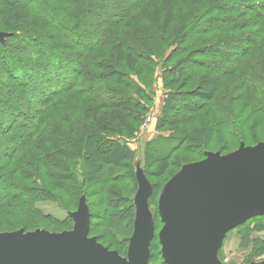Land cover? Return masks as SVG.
Listing matches in <instances>:
<instances>
[{"label": "trees", "instance_id": "obj_1", "mask_svg": "<svg viewBox=\"0 0 264 264\" xmlns=\"http://www.w3.org/2000/svg\"><path fill=\"white\" fill-rule=\"evenodd\" d=\"M6 1L10 6L17 3L29 26L25 25L26 31L19 33L15 46L1 55L13 80L12 86L22 89L19 97H25L26 102L16 103L18 94L16 99L0 102V160H5L0 167V207L1 200H11L7 196L9 192H14V201L30 206L32 202H49L56 197L55 193L73 194L79 184L97 187L98 195H105L106 202L112 203L115 194L107 185L110 187L120 180L113 179V172L106 166L130 159V152L119 139L132 138L138 128L125 136L116 135L119 139L108 136L113 132L104 110L110 104L118 105L120 100L119 105L127 104L131 110L141 108L147 114L134 95L147 92L143 99L149 103L153 94V89L147 90L135 77L117 68L126 54L146 61L154 56V51L150 49L144 55L143 50L165 46L161 50L164 66L156 65L154 82L160 78L167 87L180 81L178 86L182 87L185 82L188 84L187 80L199 79L187 95L169 91L168 110H184L189 115L205 112L203 123L212 126L213 120L208 118L214 113L219 121L214 122V129H208L213 134L230 135L235 129L240 130L248 113L256 115V120L264 125V91L258 86L264 85V73L251 77L245 69L248 59L264 51V0H43L39 5L38 0ZM33 4H37L35 12L29 10ZM21 41L26 44L20 46ZM30 53H33L30 61L23 59ZM175 59L178 61L170 64ZM140 71L135 72L137 77ZM81 76L85 80H80ZM100 83H120L131 92ZM62 93L86 104L80 111L85 118L71 122L70 130L52 121L58 116H53L56 113L53 105ZM30 102L40 107L29 111L26 107ZM46 104L49 108L45 111ZM229 118L233 123L237 120L235 125ZM42 132L49 134L45 151L38 148L33 149L34 153L29 150L34 147L29 140ZM194 135H184L179 143H199ZM75 144L83 149L79 154ZM111 146L113 152L103 155L106 147ZM205 154L207 151L204 157ZM64 156L69 160L83 159L82 181H76L75 172ZM94 173L102 179L95 181L91 178ZM1 175L8 178L7 182H1ZM42 178L51 179L50 188L41 182L40 187L34 183ZM26 181L31 183L32 188H28L31 191L19 186V182ZM99 183L101 187L97 186ZM125 204L127 207L116 217L126 215L125 224L131 227L128 241L135 218L134 198H127ZM89 228L91 237L95 230L91 221ZM93 237L106 247L99 237Z\"/></svg>", "mask_w": 264, "mask_h": 264}, {"label": "rangeland", "instance_id": "obj_2", "mask_svg": "<svg viewBox=\"0 0 264 264\" xmlns=\"http://www.w3.org/2000/svg\"><path fill=\"white\" fill-rule=\"evenodd\" d=\"M42 1L43 0H38V5L42 3ZM36 6L37 4H33L29 10L35 12ZM22 12L23 11L18 8L17 3L14 4V6H10L6 0H0V33L7 34L4 40L0 42L2 45L0 48V102L16 99V94H18V101L16 103L19 104V101L26 102L25 97H19L22 89L20 87L15 89V87L12 86L13 80L1 57L4 51L7 52L15 46L17 43L16 38L19 33L23 34V30L26 31V27L24 26H29L27 17ZM84 32L86 34V30H84ZM22 44L26 43L23 42L20 46H22ZM164 47L165 46H163V48ZM163 48L158 50L146 48L143 50L142 52L145 53L144 55H146V52L150 49L154 51V56L146 61L143 59L140 60L138 57L132 56V54H126L122 63L117 65L119 70L127 73L129 76L135 77L147 90L149 88L153 89V97L149 94L151 99L149 103H151V105L147 107L149 103L148 101L145 102L143 99L147 92L142 96L134 95L140 107L146 108L147 114L145 111H142L141 108L131 110L127 104L121 106L119 105L121 101L117 99L118 105H115V103L110 104L111 106L108 107L107 110H104V112L108 114L106 117L107 120L110 121L109 126H111L113 132H109L107 134L108 136L119 139L120 137L118 138L116 135L122 134L120 136H125V134L127 135L133 128H138L132 138L125 139L126 137H124L119 139L121 144H123L122 147L125 146L128 152H130V159L124 160L122 164H116L117 166H106L107 170L113 172L112 178L120 180H118L119 182L112 183L110 187L106 184L108 189H111L115 194L112 198L114 199L112 203L109 204L106 202L105 195H98L99 192L96 190L97 187L91 188L89 187L91 185L85 186L84 184H79L77 189H74V192H72L73 194L68 193L61 196L54 192L56 197L52 200L55 199V201H37L32 202L30 206H23L19 202L14 201L16 200L15 197L13 198L14 192H9L7 196L11 200H1L3 204L1 205L2 207H0V234L20 231L21 229L26 232H34L37 229L53 233L70 231L73 229L72 227L74 224L72 213L77 211L78 204L81 200H84L87 211L90 214L91 228L95 229L94 232L92 231V235L99 237L106 247L117 252L119 256L126 257L130 242V238L128 239L129 242L127 238L130 234L131 227L125 224L126 215L124 218H117L116 216L119 214L121 215L125 207H127L125 204L126 199L135 197L138 189L136 179L137 172L138 175L142 173V175H139L140 178H142V176L145 177L152 186V192L148 200V210L152 215L153 223L155 220V225L153 224L154 236L151 239L150 260L148 264H164L162 255L160 254L161 247L159 240H157V235L163 227L157 212V205L159 195L164 185L170 178L178 173L180 166L205 159L206 156L204 157L203 153L206 151L207 153L211 152L226 155L233 153L239 144L250 147V145L254 146L255 143L264 142V125L256 120V115L252 116L248 113L243 118L244 120H242V122H246V124L241 127L240 130L237 131L235 129L230 135H223L222 133L217 135L216 132L213 134L212 131H208V129H214V122L216 123L219 121V116L214 113L210 114L208 118L209 121L212 118V126L211 123H207L206 125L203 123L205 112L198 111L197 113L189 115L185 114L186 112L184 110L177 111L173 109L175 110L174 112L172 109L168 110L171 108V100H169L170 97L168 96L169 91L171 93L180 91L187 95L194 89L193 85L197 83L199 79L187 80L188 84L186 85L185 82L182 87L178 86L180 81L173 85L168 84L167 87L163 85L160 78H155L156 80L154 82L156 65L164 66L161 64L165 61V59L162 58L161 52ZM169 53L170 50H167V54ZM31 54L33 53H30V55L25 54L23 59L30 61L32 57ZM58 56L61 57L60 54ZM176 61L178 60L175 59V61L170 64H175ZM167 64L170 65L169 63ZM245 69L249 70L251 77L264 73V51L262 54L257 53L253 59L252 57L248 59ZM138 70H141L140 77H137V74L135 75V72ZM80 78V80H85V76H81ZM102 85L114 90L121 89L122 91L131 92L123 88L120 83H103ZM258 86L263 87V92L264 85L258 84ZM210 90L212 91L213 88H210ZM69 96L70 95L67 97ZM105 96V93L102 94L103 98H105ZM193 97L194 101L198 102V99L195 96ZM65 98V93L60 94V99L53 105L56 106V113H54L55 115L53 116L56 117V114H58V116L52 121L55 125L60 124L64 129L70 130V128H72L71 122L75 123L77 121L76 119L85 118L84 113L80 111L82 110V106L86 104L82 103L78 98L72 100L71 98ZM110 103H112V101ZM48 105L46 104V106L43 107L45 111L49 108L47 107ZM34 107L38 109L40 106L39 104L30 102L29 107L26 108H29V111H31ZM168 111H170V113H168ZM98 114H100V111ZM77 116L78 118H76ZM228 121L234 125L237 122L236 120L233 123L231 118H229ZM255 121L258 122V124H255ZM191 133L196 134L194 136L200 140L199 143H179L184 135ZM48 137V132H42L36 136H32L29 142L34 147L29 148V150L31 151L39 148L45 151L44 143L47 141ZM158 139L161 140L158 141ZM152 142L155 143L146 147V145ZM76 148L78 154L83 150L80 145H76ZM111 148L114 147H106L103 155H108L110 152H113ZM34 153L36 152L34 151ZM67 156L64 157L67 159V165L74 170L76 181H82L81 168L85 164L83 159L81 157H76L69 160ZM4 161H1L0 167H2L1 165ZM97 163L102 167L100 161ZM25 172L27 171L25 170ZM1 178L2 183L7 182V177L1 175ZM91 178L95 181L102 179L101 175L97 176L95 173ZM50 181L51 179L49 178H42L39 181H34V183L39 186L41 182L44 186L50 188L49 184H52V181ZM13 182L17 183L15 181ZM8 183L14 184L12 182ZM67 184H69V182H67ZM19 186L30 191L31 189L28 188H32L31 183L28 181L19 182ZM97 186L101 187V184ZM20 206L22 208H20ZM93 236H91V238ZM217 253L218 264H264V217H253L237 226L235 229L227 232Z\"/></svg>", "mask_w": 264, "mask_h": 264}, {"label": "water", "instance_id": "obj_3", "mask_svg": "<svg viewBox=\"0 0 264 264\" xmlns=\"http://www.w3.org/2000/svg\"><path fill=\"white\" fill-rule=\"evenodd\" d=\"M6 36L1 32L0 42ZM205 156L181 166L159 195L163 227L157 240L164 264H218L226 233L253 217H264V143ZM139 175L126 257L89 237L90 214L81 200L70 231L1 233L0 264H148L154 236L148 210L152 186Z\"/></svg>", "mask_w": 264, "mask_h": 264}]
</instances>
